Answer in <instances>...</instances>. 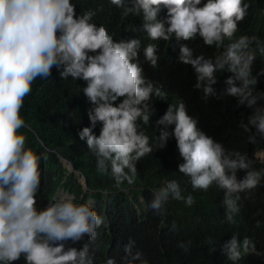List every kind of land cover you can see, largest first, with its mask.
Here are the masks:
<instances>
[{
	"label": "clouds",
	"instance_id": "9594fccd",
	"mask_svg": "<svg viewBox=\"0 0 264 264\" xmlns=\"http://www.w3.org/2000/svg\"><path fill=\"white\" fill-rule=\"evenodd\" d=\"M109 2L122 9L123 16L143 19L140 40L115 41L94 22L95 11L77 15L72 0H0V264H15L22 256L25 264H94L86 245L80 250L66 248V243L76 244L85 237L95 242L97 230L106 224V218L93 210V200L81 203L70 194L58 195L65 190L44 208L37 207L40 165L47 157L28 146L20 131L28 127L21 111L34 82L47 80L53 68L62 79L72 77L86 85L82 99L91 105L87 113L91 127H84L78 136L96 158L97 170L110 174L114 189L124 191L125 182L135 183L136 164L153 152L150 140H159L163 148L175 139L177 147L171 148L183 160L179 173L189 178L193 191L206 192L213 184L223 190L225 220L230 224L240 211V194L251 192L264 178V168L257 170L247 154L226 149L201 126L188 98L152 74L161 57L190 65L195 70V89L207 98L215 95L216 73H224L227 94L237 97L238 105L253 109L248 125L264 138V107H256L264 94L253 95L250 89L254 78L261 83L254 60L258 53L264 56V38L246 28L254 17L253 4L244 0H206L203 6L202 0ZM256 12L264 20V2L258 3ZM197 37L213 46L214 59L191 49ZM98 124L97 136L93 129ZM248 125L240 127L248 132ZM249 142L255 143V137ZM257 157L264 160V152ZM60 158L91 192L86 176L75 171L71 160ZM241 170L245 175L238 179ZM115 194L111 189L101 193L106 198ZM169 199L189 207L195 202L191 194L182 195L177 180H166L153 190L147 207L163 215ZM190 245L187 241L177 246L188 252ZM134 249L135 241L129 239L123 249L124 264H149ZM250 252L255 253V244L248 237L240 241L232 235L222 246V254L232 264ZM106 264L115 261L108 259Z\"/></svg>",
	"mask_w": 264,
	"mask_h": 264
},
{
	"label": "trees",
	"instance_id": "16d2710c",
	"mask_svg": "<svg viewBox=\"0 0 264 264\" xmlns=\"http://www.w3.org/2000/svg\"><path fill=\"white\" fill-rule=\"evenodd\" d=\"M246 1L251 2L254 9V17L246 28L264 38V20L256 12L258 3L262 4L264 0ZM72 2L76 5L77 15L95 11L94 22L103 25L117 42L143 37V19L135 15L123 16V10L109 0ZM205 2L202 0L200 6ZM190 47L198 56L214 59L211 56L213 46L204 45L202 38L197 37ZM254 61L257 71L261 72V83L254 78L255 84L250 85V89L253 95L264 94V56L258 53ZM152 74L188 98L201 126L226 149L247 154L254 161L255 169L264 168V160L257 157L259 151L264 152V138L248 125L253 109L238 105V98L227 94L224 73H216L215 95L207 98L202 90L195 89V70L190 65L175 64L168 56L161 57ZM84 86L83 81L72 77L62 79L60 71L53 68L47 80L34 82L32 94L25 98L21 111L28 127L20 131L27 137L28 146L47 157L40 165L42 177L37 207L44 208L60 190H65L77 202L93 200L90 203L93 210L106 218L105 226L97 230L95 242L85 237L76 244L67 242L66 248L82 250L86 245L89 255L94 257V264H106L108 259H113L115 264H124L126 254L123 249L131 239L135 241L133 252L141 251L149 264H232L222 254V246L232 235H238L240 241L248 237L254 242L255 253L244 254L237 264H264V178L257 188L240 194V211L234 217L235 223L230 224L225 220L223 190L213 184L206 192L193 191L189 178L179 173L183 160L171 148L177 147L175 139L167 141L163 148L159 146V140H150L153 152L146 161L143 160L144 163L136 164L135 183L127 185L125 182L124 191L114 189L110 174L97 170L96 158L88 150L86 141H81L78 136L84 127H91L87 114L91 105L82 99ZM256 107H264V100L258 101ZM242 123L248 125V132L240 127ZM100 127L98 124L93 129L94 135H99ZM251 136L255 137V143L249 142ZM60 155L71 160L75 171L86 176L91 192H86L76 173L64 166ZM244 175L242 170L237 172L238 179ZM166 180H177L182 195L191 194L194 204L189 207L183 201L169 199L163 206V215L149 209L147 205L153 190L163 186ZM104 189H111L116 194L106 198L101 195ZM257 221H260L259 227ZM187 241H191V245L185 252L177 245ZM15 264H25L23 256Z\"/></svg>",
	"mask_w": 264,
	"mask_h": 264
},
{
	"label": "rangeland",
	"instance_id": "374dc122",
	"mask_svg": "<svg viewBox=\"0 0 264 264\" xmlns=\"http://www.w3.org/2000/svg\"><path fill=\"white\" fill-rule=\"evenodd\" d=\"M80 181L82 182V179H80ZM58 195H69V194H67L65 191H60Z\"/></svg>",
	"mask_w": 264,
	"mask_h": 264
},
{
	"label": "water",
	"instance_id": "95a60500",
	"mask_svg": "<svg viewBox=\"0 0 264 264\" xmlns=\"http://www.w3.org/2000/svg\"><path fill=\"white\" fill-rule=\"evenodd\" d=\"M37 134V133H36ZM63 159V158H62ZM64 161H65V159H63ZM66 164H68L69 165V163L68 162H66Z\"/></svg>",
	"mask_w": 264,
	"mask_h": 264
}]
</instances>
